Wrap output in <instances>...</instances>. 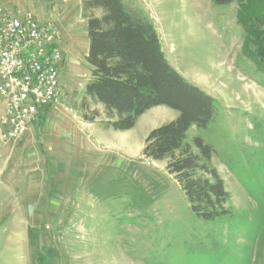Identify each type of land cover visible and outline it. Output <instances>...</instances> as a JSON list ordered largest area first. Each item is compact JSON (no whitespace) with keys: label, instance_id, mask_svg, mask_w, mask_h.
<instances>
[{"label":"rangeland","instance_id":"rangeland-1","mask_svg":"<svg viewBox=\"0 0 264 264\" xmlns=\"http://www.w3.org/2000/svg\"><path fill=\"white\" fill-rule=\"evenodd\" d=\"M126 1L152 21L172 67L216 101L207 127L192 126L187 139L199 135L213 147L228 213L193 217L167 160L142 155L148 132L177 111L158 105L129 130L104 126L103 107L82 103L89 67L78 58L65 74L67 119L79 121L83 135L67 139L79 147L72 160L49 152L44 168L42 154L15 152L0 139V264H264V71L243 53L254 48L238 19L246 0ZM59 3L56 13L67 4L75 9L69 24L82 53L84 14L101 9ZM94 110L98 117L84 121Z\"/></svg>","mask_w":264,"mask_h":264},{"label":"trees","instance_id":"trees-1","mask_svg":"<svg viewBox=\"0 0 264 264\" xmlns=\"http://www.w3.org/2000/svg\"><path fill=\"white\" fill-rule=\"evenodd\" d=\"M235 0H213L227 5ZM82 10L101 9L99 16L85 15L88 50L85 63L89 79L85 100L104 109L102 124L114 130L131 129L149 108L164 105L174 119L152 128L144 139L142 155L166 159V169L179 183L190 214L211 221L228 213L229 193L211 162L213 147L199 135L187 139L192 126L205 128L212 120L216 101L188 81L166 59L152 21L126 0H81ZM254 48L244 55L264 71V0H246L238 12ZM252 19V22H249ZM249 22V23H248ZM98 111L83 119L93 121Z\"/></svg>","mask_w":264,"mask_h":264},{"label":"built area","instance_id":"built-area-1","mask_svg":"<svg viewBox=\"0 0 264 264\" xmlns=\"http://www.w3.org/2000/svg\"><path fill=\"white\" fill-rule=\"evenodd\" d=\"M63 55L52 19L30 9L0 6V115L3 141L20 137L28 123L60 104Z\"/></svg>","mask_w":264,"mask_h":264},{"label":"crops","instance_id":"crops-1","mask_svg":"<svg viewBox=\"0 0 264 264\" xmlns=\"http://www.w3.org/2000/svg\"><path fill=\"white\" fill-rule=\"evenodd\" d=\"M62 0H32L30 4H25L23 0H0V2L4 4H9V7L12 9H30L34 11L36 16L41 19H52L56 23V26L59 30V47L61 49L63 55V61L61 62V70H60V80H61V91L62 97L60 104L55 108H48L44 113L38 115V117L30 121L28 123V127L26 131L18 138L14 140H10V147H13L15 152L24 153L26 151L34 152L36 155L40 153L42 154L44 162H41L44 168L49 166V158L46 153L55 152L60 159L64 157L70 158L72 160L73 151H78L79 147L76 144L68 149L67 139L74 137L82 138L83 135H80V131L75 127L77 126V120L72 121L68 120V109L66 104L64 103L65 95L68 93L66 88L68 80L66 79V72L69 70V65H73V63L79 60L78 58L84 59L88 50V39L86 32L85 33V42L83 44L82 53L78 51L79 43H77V39L75 38V30L74 24H69V19L71 22L74 18L73 11L75 9L69 7L70 4L65 5L63 7V13H56L55 9L61 5L59 2ZM62 3V2H61ZM17 6V7H14ZM22 6L23 8H20ZM60 11V10H59ZM58 14V15H57ZM86 31V29H85ZM68 78V77H67ZM89 79V78H88ZM87 79V80H88ZM85 81V83L87 82ZM81 88V93L84 95V85ZM100 105V104H99ZM102 106V105H100ZM4 101L0 98V115L3 112ZM70 114V113H69ZM72 117V116H71ZM74 118V117H72ZM75 119V118H74ZM85 121V120H84ZM92 123H89L91 125ZM1 131V126H0ZM82 132V131H81ZM1 139V137H0ZM2 140V139H1ZM72 141H70L71 143ZM9 147V149H10ZM74 148V150H73ZM14 152V154H15ZM70 155L67 156L65 154ZM54 153V154H55ZM55 154V155H56ZM13 158V157H12ZM14 159V158H13ZM47 159V160H46ZM12 159H8L6 161L7 168L10 167ZM6 183V182H5ZM8 183V182H7ZM28 201V200H27Z\"/></svg>","mask_w":264,"mask_h":264}]
</instances>
